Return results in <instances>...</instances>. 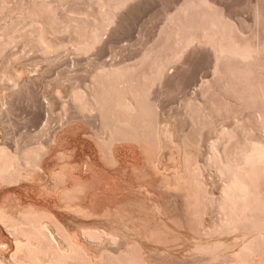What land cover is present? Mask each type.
<instances>
[{
  "label": "rangeland",
  "instance_id": "rangeland-1",
  "mask_svg": "<svg viewBox=\"0 0 264 264\" xmlns=\"http://www.w3.org/2000/svg\"><path fill=\"white\" fill-rule=\"evenodd\" d=\"M0 30V206L83 225L97 264H204L197 244L264 219V0H0Z\"/></svg>",
  "mask_w": 264,
  "mask_h": 264
},
{
  "label": "bare ground",
  "instance_id": "bare-ground-1",
  "mask_svg": "<svg viewBox=\"0 0 264 264\" xmlns=\"http://www.w3.org/2000/svg\"><path fill=\"white\" fill-rule=\"evenodd\" d=\"M25 5V4H24ZM4 6H5V4H4ZM3 6V7H4ZM44 8V7H43ZM40 10V9H39ZM38 10V11H39ZM2 11V10H1ZM43 12V11H42ZM41 12V13H42ZM24 17V16H23ZM1 31V30H0ZM3 39V38H2ZM41 39V38H40ZM44 41V40H43ZM47 42V41H46ZM6 45V44H5ZM56 45H58V44H56ZM38 48V47H37ZM41 48V47H40ZM51 48V47H50ZM53 49H54V47H53ZM51 50V49H50ZM49 50V51H50ZM56 50V49H55ZM45 51V50H44ZM104 75H105V73H104ZM120 75V74H119ZM124 75V74H123ZM98 76H100V75H98ZM97 76V77H98ZM112 76H113V74H112ZM11 78V77H10ZM106 78H107V75H106ZM9 79V78H8ZM110 80V79H109ZM112 80V79H111ZM114 81V80H113ZM114 83V82H113ZM12 87V86H11ZM27 88V87H26ZM116 88V87H115ZM74 89V88H73ZM76 89V88H75ZM81 90V89H80ZM23 91V90H22ZM21 91V92H22ZM72 91H74L73 93H72ZM71 91V94H73L75 97H79L80 95L75 91V90H72ZM18 92H19V90H18ZM80 92V91H79ZM98 93V92H97ZM16 94V93H15ZM4 95V94H3ZM3 95H1V96H3ZM12 95V94H11ZM121 95V94H120ZM14 95H12L11 97H13ZM84 96V95H83ZM9 98H10V95L8 96ZM72 97V96H71ZM70 97V98H71ZM118 97V96H117ZM76 98V99H77ZM80 98V97H79ZM82 99V98H81ZM120 99V98H119ZM79 100V99H78ZM1 101V100H0ZM8 101H9V99H8ZM1 103V102H0ZM115 104V103H114ZM125 104V107H126V103H124ZM123 106V105H122ZM128 106V105H127ZM113 107V106H112ZM125 107H124V109H125ZM137 107V106H136ZM107 108V107H106ZM127 108V107H126ZM86 109V108H85ZM104 109V108H103ZM130 109V108H129ZM132 110H133V108H131ZM130 109V110H131ZM106 110V109H105ZM104 110V111H105ZM126 110V109H125ZM128 110V109H127ZM134 111V110H133ZM132 112V111H131ZM135 112H136V110H135ZM85 113V112H84ZM128 113V112H127ZM131 114V113H130ZM143 114V113H142ZM135 115H136V117H137V113H135ZM140 117H142V116H140ZM138 119V118H137ZM140 120V119H139ZM149 120H151V119H149ZM153 120V119H152ZM144 122V121H143ZM153 122H154V120H153ZM134 123V122H133ZM150 123V122H149ZM106 126V125H105ZM140 126V125H139ZM138 127V126H137ZM109 128V127H108ZM109 132V131H108ZM111 133V132H110ZM156 134V133H155ZM166 134V133H165ZM164 134V135H165ZM123 135V134H122ZM160 135V134H159ZM121 136V135H120ZM165 137V136H164ZM111 140V139H110ZM156 140V139H155ZM109 144H111V143H109ZM107 145V144H106ZM104 146V145H103ZM2 149V148H1ZM3 150V149H2ZM16 151V150H15ZM15 153H17V152H15ZM19 153V152H18ZM35 153H36V151H35ZM35 153H34V155H35ZM215 153V152H214ZM213 153V154H214ZM154 154V153H153ZM10 155V154H9ZM7 153H6V150L5 151H0V180H2V179H7L8 177V173H9V171H11V170H8V167L11 165V168H12V164H13V161H14V159H12V162H11V156H9ZM18 156V155H17ZM16 156V157H17ZM33 157V156H32ZM27 158H25V160H26ZM216 159V158H215ZM29 160L30 159H28V160H26V161H28L29 162ZM150 160V159H149ZM17 161V160H16ZM25 161V162H26ZM217 162V161H216ZM12 163V164H11ZM17 163V162H16ZM23 163V162H22ZM18 164V163H17ZM16 164V165H17ZM20 164V163H19ZM18 164V165H19ZM29 164H30V162H29ZM23 165V164H22ZM21 166V165H20ZM28 166V165H27ZM13 167H14V164H13ZM17 167V166H16ZM22 167V166H21ZM189 167V166H188ZM194 167V166H193ZM248 167V166H247ZM11 168H9V169H11ZM27 168H29V167H27ZM187 168V167H186ZM196 168V167H195ZM194 168V169H195ZM230 168V167H229ZM250 168V167H249ZM16 170H17V168H15ZM14 169V170H15ZM64 169V168H63ZM190 169V168H189ZM15 170V171H16ZM19 170V169H18ZM186 170V169H185ZM14 171V172H15ZM188 171V170H187ZM186 172V171H185ZM61 173H63L62 171L59 173V174H61ZM187 173H189V172H187ZM193 173V172H192ZM249 173V172H248ZM12 174V173H11ZM59 174H57V175H59ZM235 174V173H234ZM12 175H14V173L12 174ZM11 175V176H12ZM26 175V174H25ZM57 175H55V176H57ZM61 175H63V174H61ZM61 175H59L60 177H62ZM243 175V174H242ZM27 176V175H26ZM58 176V177H59ZM184 177L186 176V175H183ZM189 176V175H188ZM187 176V177H188ZM193 176V175H192ZM195 176H197V175H195ZM234 176V175H233ZM250 176V175H249ZM9 177H10V174H9ZM58 178V179H61V178ZM245 177H246V175H245ZM12 178H15V177H12ZM12 178H10V179H12ZM25 178V177H24ZM57 178V177H56ZM57 179V180H58ZM182 179H184V178H182ZM196 178H194V180H195ZM238 179V178H237ZM63 180V179H62ZM180 180H181V178H180ZM191 180V179H190ZM193 180V181H194ZM233 180V179H232ZM3 181V180H2ZM55 181V180H54ZM163 182H167V180L165 179H163L162 180ZM227 181H228V179H227ZM231 181V180H230ZM5 182V181H4ZM56 182V181H55ZM188 182V181H187ZM197 182L199 183V181H198V177H197ZM234 182V181H233ZM244 182V181H243ZM8 183V182H7ZM59 183V182H58ZM251 183V182H250ZM73 184H78V183H73ZM166 184H168V183H166ZM191 184V183H190ZM232 184V183H231ZM231 184H229L230 186H231ZM237 184V183H236ZM7 185V184H6ZM63 185V184H62ZM79 185V184H78ZM77 185V187L75 186V188H77V193H76V191H75V188L73 189L72 187H71V190H72V193H74L75 192V195L74 196H76V194H78L79 195V192L81 191V187H79ZM86 185V184H85ZM85 185H81L80 184V186H82V189H83V186L86 188L87 186H85ZM195 185H197V183L195 184ZM194 185V186H195ZM251 185V184H250ZM64 186V185H63ZM73 186V185H72ZM174 186V185H173ZM238 186V185H237ZM62 187V186H61ZM165 187V186H164ZM169 186H167V188H168ZM200 187V186H199ZM63 188H65V187H63ZM194 188V187H193ZM230 188H232V186L230 187ZM240 189H241V187H239ZM242 188H244V187H242ZM249 188V190H250V187H248ZM62 189V188H61ZM61 189L59 190L60 192H61ZM66 189L67 188H65V191H66ZM78 189H80L79 191H78ZM169 189V188H168ZM195 189V188H194ZM199 189H202V188H197V190H199ZM226 189V188H225ZM224 189V190H225ZM234 189V188H233ZM232 189V190H233ZM68 190H69V188H68ZM67 190V191H68ZM71 190L70 191H68L69 193H71ZM254 190V189H253ZM59 191H57L58 193L57 194H59L60 192ZM86 191H90V188H86ZM200 191V190H199ZM247 191V190H246ZM68 192H61V194H60V196H62V197H65L64 199H66L65 201H64V205H65V203H67V201L68 202H70L71 200H70V197H71V199H74L75 197L74 196H72V195H70L69 194V196H67L66 194L68 193ZM84 190H83V193H82V191L80 192V195L81 194H83V196H85V194H87L88 195V193H90V192H85V194H84ZM197 192V191H196ZM226 192V191H225ZM253 192V191H252ZM71 193V194H72ZM224 193V192H223ZM237 193V192H236ZM240 193V192H239ZM238 193V194H239ZM244 193V192H243ZM92 193H90V196H95L94 195V193H93V195H91ZM248 194V193H247ZM63 195H65V196H63ZM223 195V194H222ZM232 195V194H231ZM240 195V194H239ZM238 195V196H239ZM59 196V197H60ZM69 198H67V197ZM89 196V195H88ZM224 196V195H223ZM229 196H230V194H229ZM238 196H236L237 197V199H238ZM61 197V198H62ZM228 197V196H227ZM231 197V196H230ZM233 197V196H232ZM240 197V196H239ZM245 197V196H244ZM249 197V196H248ZM251 197V196H250ZM229 198V197H228ZM227 198V199H228ZM254 198H255V196H254ZM63 199V198H62ZM63 199V200H64ZM222 199V198H221ZM226 199V200H227ZM234 199V198H233ZM236 199V198H235ZM241 199H243V196H242V198ZM62 200V201H63ZM173 200V199H172ZM194 200V199H193ZM239 201V200H238ZM244 201H246V200H244ZM222 202V201H221ZM70 203H72V202H70ZM69 203V204H70ZM94 203V202H93ZM68 204V203H67ZM69 204H68V206H69ZM70 205H72V204H70ZM228 205V204H227ZM226 205V206H227ZM230 205V204H229ZM245 205V204H244ZM248 205V204H247ZM252 205V204H251ZM5 206H7V205H1L0 206V222L3 224H1L0 223V225H2V226H5L6 227V229H8V231H9V233L11 232V234H12V237H13V245H14V249H12L13 251L8 255V257H6V256H4L3 254H4V251H2L1 249H0V251L1 252H3V254L0 252V264H70V263H72V262H74V261H81L82 263H87L90 259H91V257H92V260H91V262L93 261V258L95 259L94 260V263L95 262H97L96 260H99L100 258H101V256H103V253H101V252H97V251H95V249H93V250H91L90 251V249H89V247H91V246H86L83 242H80L81 241V239L80 240H78L79 239V237L77 238V236H76V234H77V231H78V229L79 228H83V225H81V227L80 226H78V227H76V229H77V231H76V233H75V231H73L72 233L69 231V229H67L68 230V232H67V230H64V228L62 227V226H64V223L62 224L61 222H58L59 220H58V218L59 217H55V216H52L50 213H48L47 214V212H49V211H47L46 213H44V212H31V208L28 210V209H20V210H16V211H10V209H12V208H8V209H6L7 207H9V206H7V207H5ZM66 206V205H65ZM188 206V205H187ZM237 206V205H236ZM67 207V206H66ZM72 207H73V205H72ZM76 207V206H75ZM75 207H73V210H74V208ZM191 207V206H190ZM221 207V206H220ZM246 207V206H245ZM251 207V206H250ZM250 207H248V208H250ZM21 208V207H20ZM68 208V207H67ZM66 208V209H67ZM77 208V209H76ZM75 209H76V211H78V210H80L81 208H79L78 209V206L76 207ZM188 208V207H187ZM70 209H72V208H70ZM222 209V208H221ZM26 210V211H25ZM41 210V209H40ZM84 210V212L83 211H81V212H83L84 214H88L87 212H85V211H88V209L87 210H85V209H83ZM195 210V209H194ZM247 210L248 209H246V212H247ZM36 211H38V209L36 210ZM44 211V210H43ZM68 211V210H67ZM90 211V210H89ZM251 211V210H250ZM249 211V212H250ZM70 212H71V210H70ZM113 212V211H112ZM231 212H232V209H231ZM246 212H244L243 214H245ZM91 213H93V212H91ZM114 213H115V211H114ZM184 213H186V212H184ZM234 213V212H233ZM248 213V212H247ZM72 214V213H71ZM93 214H95V213H93ZM105 214H106V212H105ZM236 214V213H235ZM242 214V216H245L246 217V215H243ZM80 215V214H79ZM83 215V214H82ZM89 215H90V213H89ZM195 215V214H194ZM225 215V214H224ZM86 216V215H85ZM97 216V215H96ZM115 216V215H114ZM117 216H118V214H117ZM116 216V217H117ZM92 217V216H91ZM191 217V216H190ZM228 217V216H227ZM241 217V216H240ZM244 217V220H243V218H241V219H238V222H237V224H235V226L232 224L231 225V227L233 226V229L235 228V231L237 230V232L238 231H240L238 234H240V235H237V234H235L230 240H228V241H221V240H218V239H216V240H214V241H212V242H207V241H205L203 244L200 242L199 244H197L198 246L196 247V248H198L197 250L198 251H200L201 253H199V254H202V256H203V259H204V264H214V263H216V262H218L216 259H217V257H218V255H220V254H218V251L219 250H221V248H224V250H225V248H227V249H232V248H234V250L232 249L231 250V252L232 251H235V249L237 250L232 256L230 255V257H226L227 258V263H225V264H263V262H264V219L262 218V219H259V221L257 222V223H255V224H249V225H246L247 223H243L245 220L247 221H249V216L247 217V218H245ZM46 218H47V220H46ZM85 218V217H84ZM89 218V217H88ZM95 218V217H94ZM232 218V217H231ZM234 218V217H233ZM60 219V218H59ZM118 218H115V220L114 221H116ZM141 219V218H140ZM227 219V218H226ZM123 220V219H122ZM239 220H241V221H239ZM64 221V220H63ZM117 222V221H116ZM160 222V221H159ZM233 222V221H232ZM241 222V223H240ZM46 223H48V224H46ZM70 223V222H69ZM249 223H251L250 221H249ZM49 224H51L50 225V227L51 226H53L54 227V229L53 230H57V231H54L55 233L57 232L58 234H59V236H58V238H59V240L60 241H58V240H55L56 239V237H55V235H54V237H55V239L53 238V236H52V233L51 232H49L48 231V226L47 225H49ZM60 224H62V225H60ZM102 224V223H101ZM118 224H120V220L118 221ZM228 224H229V220H228ZM230 224H231V222H230ZM240 224V225H239ZM88 225V224H87ZM87 225H84L85 226V229H80V231H82L81 233H80V235H82V237H85L84 238V242L86 243V241H87V245H89L88 243H90L92 240H94V239H97V238H99L100 236H102L103 238L101 239V240H104V238H106V239H108V240H110V241H112V242H117V241H119V242H121V241H124V234L122 233V231L121 230H119V228L117 227H113V225L111 226L112 228L110 229V230H108V231H105L104 230V232L103 233H101V232H99V231H97L98 229H99V227L98 228H95V226L93 227L94 229H96L95 231L94 230H92V229H90L89 228V225H88V227L86 228V226ZM103 225V224H102ZM125 225V224H124ZM236 225H238V226H236ZM100 226V225H99ZM141 226V225H140ZM144 226V225H143ZM146 226H148V225H146ZM64 227H66V226H64ZM91 227V226H90ZM138 227V226H137ZM141 228V227H140ZM145 228V227H144ZM213 228V227H212ZM51 228H49V230H50ZM107 229V228H106ZM152 229V228H151ZM230 229V228H229ZM102 230V229H101ZM150 230V229H149ZM156 230V229H155ZM51 231V230H50ZM144 231V230H143ZM215 231V230H214ZM70 232V233H69ZM141 232V231H140ZM145 232V231H144ZM149 232V231H148ZM151 232V231H150ZM241 232H242V234H241ZM79 233V232H78ZM57 234V235H58ZM147 234V233H146ZM151 234V233H150ZM78 235V234H77ZM152 235V234H151ZM79 236V235H78ZM153 236V235H152ZM121 237L123 238V240H120L121 239ZM150 237V236H149ZM154 238V237H153ZM246 238H248V240L245 242V243H241V245L239 244V243H237V242H239L240 240H241V242H243V241H245L246 240ZM160 239V238H159ZM86 240V241H85ZM99 240V239H98ZM107 240V242H109ZM126 240V239H125ZM239 240V241H238ZM104 241H106V240H104ZM125 242V246H126V249L128 248H130L132 245L131 244H128L126 241H124ZM100 244V243H99ZM91 245V244H90ZM118 245H120V244H118ZM129 245H131V246H129ZM238 245H240L239 247H238ZM93 246V245H92ZM116 247V246H115ZM133 247V246H132ZM134 247H136V246H134ZM101 248V247H100ZM105 248V247H104ZM108 248H109V246H108ZM123 248V247H122ZM97 249V248H96ZM115 249V248H114ZM117 249V248H116ZM131 249V248H130ZM100 250H102V248L100 249ZM134 250V249H133ZM133 250H131L128 254H132L133 253ZM223 250V249H222ZM103 251V250H102ZM121 251V250H120ZM143 251V250H142ZM141 251V252H142ZM226 251V250H225ZM123 252V251H122ZM230 252V251H229ZM95 253V254H94ZM106 253V252H105ZM119 253V252H118ZM143 253V252H142ZM228 253V252H227ZM117 254V253H116ZM136 254V253H135ZM134 253L132 254V256L130 255V256H128V258L130 257V258H134V256H135V258L133 259H128L129 260V262H131L132 260L133 261H136V256L137 255H135ZM7 255V254H6ZM115 255V254H114ZM134 255V256H133ZM138 255H141V254H138ZM223 255V254H222ZM116 256V255H115ZM201 256V257H202ZM221 257V256H220ZM7 258V259H6ZM103 258V257H102ZM101 258V259H102ZM144 258V257H143ZM142 258V259H143ZM222 258V257H221ZM100 259V260H101ZM219 259V258H218ZM215 260H216V262H215ZM77 261V262H78ZM83 261H85V262H83ZM105 261V260H104ZM201 261H203V260H201ZM99 262H101V261H99ZM110 262V261H109ZM120 261H118V263H119ZM142 262H144L143 260H142ZM141 262V263H142ZM93 263V264H94ZM140 263V262H139ZM140 263V264H141ZM78 264V263H77ZM89 264V263H88ZM95 264H97V263H95ZM99 264V263H98ZM145 264V263H144Z\"/></svg>",
  "mask_w": 264,
  "mask_h": 264
}]
</instances>
